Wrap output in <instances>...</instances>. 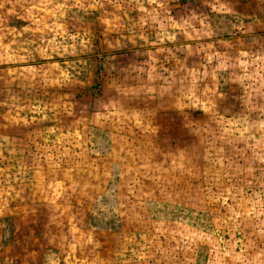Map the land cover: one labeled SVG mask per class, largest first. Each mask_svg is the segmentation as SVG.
Masks as SVG:
<instances>
[{
	"label": "rangeland",
	"instance_id": "1",
	"mask_svg": "<svg viewBox=\"0 0 264 264\" xmlns=\"http://www.w3.org/2000/svg\"><path fill=\"white\" fill-rule=\"evenodd\" d=\"M0 264H264V0H0Z\"/></svg>",
	"mask_w": 264,
	"mask_h": 264
},
{
	"label": "crops",
	"instance_id": "2",
	"mask_svg": "<svg viewBox=\"0 0 264 264\" xmlns=\"http://www.w3.org/2000/svg\"><path fill=\"white\" fill-rule=\"evenodd\" d=\"M228 10H229L228 12H230L231 9H229V7H228ZM253 11L254 10H250V13L253 12ZM230 16H231V14H229V16H226V18L227 17H230ZM233 17H237V15H232L230 18H227L228 20H226V21L232 22V20H230V19H233ZM254 22H255V20L253 18L252 19H249L248 23L246 24V29H249L252 25H254L253 24ZM223 24H225V23H223ZM239 27H240V33H242L241 35L231 34V37H229L230 34H228L229 35L228 37H229V39H231V41H232V39L237 38L238 36H240L241 39H243V40L246 41L247 34L243 33L244 31L242 29V26L239 25ZM182 32H184V31H182ZM177 33H180V32H177ZM257 37H259V36H257ZM257 37L252 38V41L254 42L255 38H257ZM259 43H260V41H257V42H255V45H259ZM121 44H122V42H121ZM178 44H180V42H178ZM20 45L21 44L18 42L17 45H15L14 47H11L10 48V50H17L18 53L16 54V59H20V57H22L21 54H23V52L20 53L21 50H25L24 47L22 45L21 46ZM244 45H246V44H243V46ZM232 46H233V44H232ZM107 47L108 46H104L103 48H107ZM39 48H40V46H39ZM107 49H109V48H107ZM111 50H113V48H110L109 50H104V52H103L104 54H103L102 60L99 61V64H102L103 71L101 72L100 68L99 69L97 68V70H94V72H92L88 76L89 81H90V84H91V81L92 82H96L95 87L98 88V89H101L103 92H104V90H103L102 87L105 88V80L102 82V78L105 79L106 78V75H107L106 65H105V63H107V62H105V61H107L106 59L108 58L107 54H112V51ZM122 50H129L130 56L134 58V53H131L132 52L131 50H135V49L129 48V49H122ZM158 50H162V48H158ZM243 50H244V48H243ZM235 51H237V50H235ZM245 51L247 52V50H245ZM254 52H257V51H254ZM236 53H234V51L232 52L233 55H237ZM120 58H121V56L119 58H114L115 62H118L117 60L120 59ZM144 63L145 64L148 63L147 62V58L144 59ZM20 64H22V63H20ZM49 81L51 82V80H49ZM50 84L47 87H43V84L41 83L40 89L38 91L37 90L36 91H33L31 93V96H29V97H25V96L20 95V96H18V98L16 97L14 99L9 100L8 101V104H7L9 107H10V104H21V105H18V106L15 105V106H13L14 109H15V111L6 110L4 116L5 117H11L10 113L12 112V113L16 114L17 116H19L18 117L19 120L23 121L24 118H22V116L24 117L26 115L25 112L28 113L29 111H31V115L29 117L32 120L25 119L24 123H26V124L27 123H31L33 120H36L35 118H41L40 112H41L42 109L37 110L36 109V106H37L36 104L41 103V102H44V104H45V107H44L45 109L43 108L44 110L47 109V105L48 104L50 106L52 105V101L50 100V99H52V97L51 96H49V97L48 96L47 97H43L41 95V93L42 92H51V93L57 94L56 92H58L57 89H51L50 88ZM20 86L23 87L24 86V83H22ZM31 87H36V86H31ZM88 87H90V86H88ZM52 90L54 92H52ZM39 93H40V95H39ZM112 98L116 99L113 95L108 96L107 99H106V95L102 94V96L100 95L98 97V100H97L98 101V104L97 105L98 106L99 105H102V103H104V104H113L114 105V102L115 101L112 102L111 101ZM24 104H27V108H26L27 110L25 108L22 109V107H23ZM44 110H42V111H44ZM48 111H49V114L51 115V110H48ZM35 113H37V114H35ZM55 114H57V113L55 112Z\"/></svg>",
	"mask_w": 264,
	"mask_h": 264
}]
</instances>
